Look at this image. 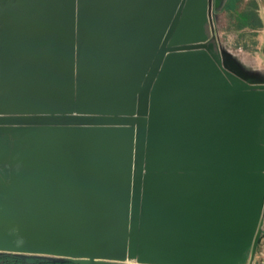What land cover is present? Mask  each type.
<instances>
[{
    "label": "water",
    "instance_id": "water-1",
    "mask_svg": "<svg viewBox=\"0 0 264 264\" xmlns=\"http://www.w3.org/2000/svg\"><path fill=\"white\" fill-rule=\"evenodd\" d=\"M210 5L0 0V252L252 264L264 85L223 66Z\"/></svg>",
    "mask_w": 264,
    "mask_h": 264
},
{
    "label": "rangeland",
    "instance_id": "rangeland-1",
    "mask_svg": "<svg viewBox=\"0 0 264 264\" xmlns=\"http://www.w3.org/2000/svg\"><path fill=\"white\" fill-rule=\"evenodd\" d=\"M248 0H242L237 9L243 10ZM257 4L256 12L259 19L255 22L246 21L239 23L235 17V11L227 6V0L223 6H213L211 11V25L207 29L210 33L211 28L215 35V42L222 64L234 76L242 82L255 85H264V0H255ZM258 2V3H257ZM224 7V8H223ZM237 14V13H236ZM241 18V17H240ZM242 21V18H241ZM252 21V20H251ZM245 23L246 26H241ZM241 24V25H240ZM252 44L246 48L243 44ZM215 47V43H212ZM264 127L259 128L256 136V146L262 143ZM264 140V139H263ZM264 144V143H263ZM248 259L243 262L247 264ZM79 264H139L136 260L125 259L122 261L96 260L93 263L79 261ZM252 264H258V252L256 251Z\"/></svg>",
    "mask_w": 264,
    "mask_h": 264
},
{
    "label": "trees",
    "instance_id": "trees-1",
    "mask_svg": "<svg viewBox=\"0 0 264 264\" xmlns=\"http://www.w3.org/2000/svg\"><path fill=\"white\" fill-rule=\"evenodd\" d=\"M241 2L242 0H227L226 4L228 5H225L224 7H229L230 5L231 9L235 11V17L238 19L239 23L243 22V20L244 22L249 21L251 23L257 21L259 17L256 12V1L248 0L244 5L243 10L237 9L239 3ZM240 17L242 18V21ZM241 26L246 25L243 23ZM254 43L255 42L253 41L249 45L248 43H244L243 45L246 48H250ZM0 264H79V261L73 259L50 258L39 255L0 252Z\"/></svg>",
    "mask_w": 264,
    "mask_h": 264
},
{
    "label": "built area",
    "instance_id": "built-area-1",
    "mask_svg": "<svg viewBox=\"0 0 264 264\" xmlns=\"http://www.w3.org/2000/svg\"><path fill=\"white\" fill-rule=\"evenodd\" d=\"M263 223L261 226V232L259 235L257 249L258 252V264H264V213H263Z\"/></svg>",
    "mask_w": 264,
    "mask_h": 264
},
{
    "label": "flooded vegetation",
    "instance_id": "flooded-vegetation-1",
    "mask_svg": "<svg viewBox=\"0 0 264 264\" xmlns=\"http://www.w3.org/2000/svg\"><path fill=\"white\" fill-rule=\"evenodd\" d=\"M261 126H263L264 127V116H263V119H262V124H261ZM258 134V133H257ZM262 135V138H261V140H262V143L261 144H259V147H257L256 146V152H257V154H264V133H261Z\"/></svg>",
    "mask_w": 264,
    "mask_h": 264
},
{
    "label": "crops",
    "instance_id": "crops-1",
    "mask_svg": "<svg viewBox=\"0 0 264 264\" xmlns=\"http://www.w3.org/2000/svg\"><path fill=\"white\" fill-rule=\"evenodd\" d=\"M225 1L226 0H211L210 12L212 11L213 6H215L216 8H217L218 5H222L223 6ZM259 1H261V0H259Z\"/></svg>",
    "mask_w": 264,
    "mask_h": 264
}]
</instances>
